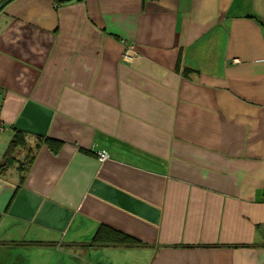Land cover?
Instances as JSON below:
<instances>
[{"label": "crops", "instance_id": "crops-1", "mask_svg": "<svg viewBox=\"0 0 264 264\" xmlns=\"http://www.w3.org/2000/svg\"><path fill=\"white\" fill-rule=\"evenodd\" d=\"M0 264H264V0H9Z\"/></svg>", "mask_w": 264, "mask_h": 264}, {"label": "trees", "instance_id": "trees-1", "mask_svg": "<svg viewBox=\"0 0 264 264\" xmlns=\"http://www.w3.org/2000/svg\"><path fill=\"white\" fill-rule=\"evenodd\" d=\"M90 242L96 244H114V245H127V246L142 245V243L139 242L138 240L126 236L124 234H121L120 232H117L115 230L109 229L104 225H99ZM31 243L39 244V242H34V241H32Z\"/></svg>", "mask_w": 264, "mask_h": 264}, {"label": "built area", "instance_id": "built-area-1", "mask_svg": "<svg viewBox=\"0 0 264 264\" xmlns=\"http://www.w3.org/2000/svg\"><path fill=\"white\" fill-rule=\"evenodd\" d=\"M127 57V53H124V57ZM108 158V154L105 151H100L97 154V159L101 162Z\"/></svg>", "mask_w": 264, "mask_h": 264}, {"label": "water", "instance_id": "water-1", "mask_svg": "<svg viewBox=\"0 0 264 264\" xmlns=\"http://www.w3.org/2000/svg\"><path fill=\"white\" fill-rule=\"evenodd\" d=\"M9 0H4L3 2L0 3V9L8 2Z\"/></svg>", "mask_w": 264, "mask_h": 264}]
</instances>
